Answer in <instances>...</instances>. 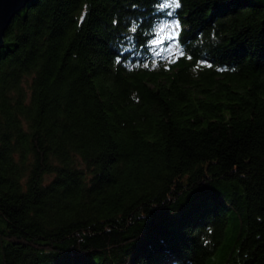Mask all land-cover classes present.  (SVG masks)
Instances as JSON below:
<instances>
[{
  "label": "trees",
  "instance_id": "1",
  "mask_svg": "<svg viewBox=\"0 0 264 264\" xmlns=\"http://www.w3.org/2000/svg\"><path fill=\"white\" fill-rule=\"evenodd\" d=\"M177 20L192 58L164 64L140 46ZM69 262L264 264V0H32L13 20L0 264Z\"/></svg>",
  "mask_w": 264,
  "mask_h": 264
},
{
  "label": "snow or ice",
  "instance_id": "2",
  "mask_svg": "<svg viewBox=\"0 0 264 264\" xmlns=\"http://www.w3.org/2000/svg\"><path fill=\"white\" fill-rule=\"evenodd\" d=\"M176 6L179 7L180 0H175ZM167 7V4H159L160 9ZM168 16H171L172 13H167ZM174 25V27L172 26ZM179 27V21H168L161 23L156 29L157 35L154 38L147 40V45L141 44V48L147 46L148 50L153 53L155 56H161L164 52H167L171 57L170 63H175L181 58H192L191 54L188 53L185 49L184 44L180 41V33L175 29ZM133 32L136 29H132ZM159 49V51H157ZM128 51L131 52V55L136 57L140 56L141 53L135 50V45H130ZM117 60L123 59L121 56H117ZM148 65L145 64V67ZM168 65H165L167 67ZM195 196V193L193 194ZM70 264V262H69Z\"/></svg>",
  "mask_w": 264,
  "mask_h": 264
},
{
  "label": "water",
  "instance_id": "3",
  "mask_svg": "<svg viewBox=\"0 0 264 264\" xmlns=\"http://www.w3.org/2000/svg\"><path fill=\"white\" fill-rule=\"evenodd\" d=\"M32 0H0V52L5 47L6 33L13 20Z\"/></svg>",
  "mask_w": 264,
  "mask_h": 264
},
{
  "label": "rangeland",
  "instance_id": "4",
  "mask_svg": "<svg viewBox=\"0 0 264 264\" xmlns=\"http://www.w3.org/2000/svg\"><path fill=\"white\" fill-rule=\"evenodd\" d=\"M169 3V2H168ZM174 27V25H172ZM176 30V29H175ZM159 51V49H157ZM161 59H159L160 61H162L164 64L169 63L171 57L169 56V54L167 52H164L161 56Z\"/></svg>",
  "mask_w": 264,
  "mask_h": 264
}]
</instances>
